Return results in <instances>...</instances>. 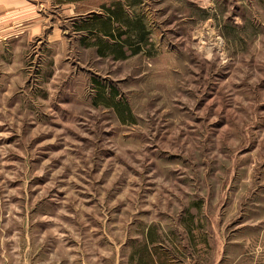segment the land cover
<instances>
[{
  "label": "rangeland",
  "instance_id": "rangeland-1",
  "mask_svg": "<svg viewBox=\"0 0 264 264\" xmlns=\"http://www.w3.org/2000/svg\"><path fill=\"white\" fill-rule=\"evenodd\" d=\"M140 9L125 60L0 46V264H264V0Z\"/></svg>",
  "mask_w": 264,
  "mask_h": 264
},
{
  "label": "crops",
  "instance_id": "crops-1",
  "mask_svg": "<svg viewBox=\"0 0 264 264\" xmlns=\"http://www.w3.org/2000/svg\"><path fill=\"white\" fill-rule=\"evenodd\" d=\"M142 1L0 0V46L36 40L57 59L85 51L125 60L149 43Z\"/></svg>",
  "mask_w": 264,
  "mask_h": 264
}]
</instances>
